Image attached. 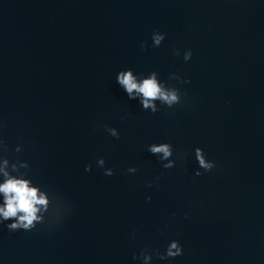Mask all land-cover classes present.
Listing matches in <instances>:
<instances>
[{
	"label": "water",
	"instance_id": "obj_1",
	"mask_svg": "<svg viewBox=\"0 0 264 264\" xmlns=\"http://www.w3.org/2000/svg\"><path fill=\"white\" fill-rule=\"evenodd\" d=\"M128 69L186 104L144 111L116 82ZM0 121L9 157L72 208L58 228L0 225V264H143L171 240L184 255L152 264H264V0H0ZM196 148L217 164L200 177Z\"/></svg>",
	"mask_w": 264,
	"mask_h": 264
},
{
	"label": "clouds",
	"instance_id": "obj_2",
	"mask_svg": "<svg viewBox=\"0 0 264 264\" xmlns=\"http://www.w3.org/2000/svg\"><path fill=\"white\" fill-rule=\"evenodd\" d=\"M152 47H160L166 39V34L155 30L151 37ZM149 45L147 41L141 44L145 51ZM176 56L181 54L180 50L174 49ZM193 52L188 50L184 53L185 62L192 59ZM171 80L179 81L180 84L191 83L190 80H184L176 74L170 76ZM119 87L127 94L129 100L139 101L142 109L152 114L161 112L164 109H174L179 105L186 104V93L181 89L169 85L168 82H162L158 72H151L147 76H138L132 69L121 70L116 77ZM5 127L3 121H0V130ZM104 131L112 137L119 140L120 132L116 128L103 125ZM153 156H156L162 163L165 170L176 167V155L174 146L171 143H154L147 149ZM23 151L21 146H17L16 153ZM195 159L198 162V170L195 176L200 177L211 173L217 164L210 161L202 148H196ZM10 149L7 143L0 139V225H6L10 233L15 232H33L39 225H49L50 228H58L63 223L66 216L71 215V206L63 200L57 193L51 189L44 188L38 183H34L31 178L32 168L26 161H21L18 157H9ZM180 159L185 162L188 159L187 153L180 154ZM166 162V163H165ZM97 164L104 169V175L114 176L115 170L106 168V161L103 158L98 159ZM86 172L92 171V165L85 167ZM129 173L135 174L138 168L127 169ZM163 176V173L161 174ZM161 177H157V182ZM153 187L152 183L147 185ZM149 202L151 197H148ZM187 218V216H186ZM9 221H11L9 223ZM184 255V249L179 240H171L164 251L159 248H144L138 256H133L134 260H142L143 264H152L153 257L160 261L175 260Z\"/></svg>",
	"mask_w": 264,
	"mask_h": 264
}]
</instances>
